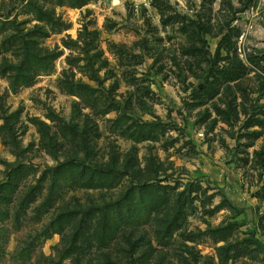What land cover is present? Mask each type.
Masks as SVG:
<instances>
[{
    "label": "rangeland",
    "instance_id": "rangeland-1",
    "mask_svg": "<svg viewBox=\"0 0 264 264\" xmlns=\"http://www.w3.org/2000/svg\"><path fill=\"white\" fill-rule=\"evenodd\" d=\"M0 264H264V0H0Z\"/></svg>",
    "mask_w": 264,
    "mask_h": 264
},
{
    "label": "built area",
    "instance_id": "built-area-1",
    "mask_svg": "<svg viewBox=\"0 0 264 264\" xmlns=\"http://www.w3.org/2000/svg\"><path fill=\"white\" fill-rule=\"evenodd\" d=\"M137 1H144V2H147V0H137Z\"/></svg>",
    "mask_w": 264,
    "mask_h": 264
}]
</instances>
